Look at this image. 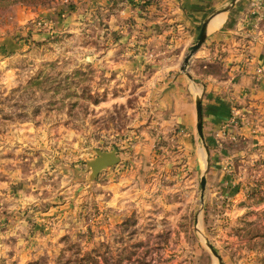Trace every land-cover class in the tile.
I'll return each mask as SVG.
<instances>
[{
  "label": "rangeland",
  "instance_id": "374dc122",
  "mask_svg": "<svg viewBox=\"0 0 264 264\" xmlns=\"http://www.w3.org/2000/svg\"><path fill=\"white\" fill-rule=\"evenodd\" d=\"M167 10L0 0V264H219L208 243L222 264H264V106H235L189 146L154 62L183 24ZM150 17L164 49L143 43ZM113 149L120 163L90 179Z\"/></svg>",
  "mask_w": 264,
  "mask_h": 264
},
{
  "label": "crops",
  "instance_id": "0c3cea01",
  "mask_svg": "<svg viewBox=\"0 0 264 264\" xmlns=\"http://www.w3.org/2000/svg\"><path fill=\"white\" fill-rule=\"evenodd\" d=\"M163 2L168 6L167 14H163L167 21L173 20L183 24L176 28L178 33L176 42L170 48H165L164 54L160 49L155 51L158 58L154 62H159L164 67L161 100H168L169 112L176 111L171 115L174 116V124L177 127L183 128L187 133L194 128L191 134L184 137L187 142L191 139L188 144L191 146L192 140H195L197 127L195 101L203 91V133L206 137H210L213 131L216 132L227 124L235 106L242 108L258 105L257 109H260L261 105L264 106V100H260L264 98V74L263 77H259L256 72L257 68L264 72V35L254 24L257 17L259 18L258 8L260 5L264 6V0H237L229 10L226 8L231 4V0H163ZM161 9L158 11L162 13ZM154 18L150 17L147 20V23L150 20L149 23L145 24L150 28L145 32L147 39L143 43L150 51L152 48L161 47L159 44L156 46L155 41L159 42L161 39L165 25L163 20ZM206 20H209L208 36L191 59L189 73L193 80H190L181 71L183 58L196 41ZM173 29L174 27L171 28ZM215 63L223 66L221 76L206 75L201 78L203 76L199 71L201 66ZM198 72L200 74H197ZM123 187L125 189H119L121 188L119 185L111 191L114 204L120 197H125L127 195L125 191L131 188L128 184ZM125 209L126 205H123L114 210L124 212Z\"/></svg>",
  "mask_w": 264,
  "mask_h": 264
},
{
  "label": "water",
  "instance_id": "95a60500",
  "mask_svg": "<svg viewBox=\"0 0 264 264\" xmlns=\"http://www.w3.org/2000/svg\"><path fill=\"white\" fill-rule=\"evenodd\" d=\"M237 0H231V4L226 8V10H229ZM209 20H206L199 31V34L196 38V41L189 47L188 52L184 56V60L181 66L182 72L190 79H192L191 74L189 73V65L191 62L192 57L195 55V53L200 49V47L204 44L205 40L207 39L208 33H207V26H208ZM204 96V91L200 96L196 97L195 105H196V113H197V131L200 136V138L203 140V115H202V97ZM121 161L120 157L117 154V150L113 149L111 151H97V157L89 162H87L88 169L90 172V179H95L97 175L110 168L114 167L117 164H119ZM205 190V178H202L201 181V192L203 194ZM208 248L212 252V254L218 258L219 264H222L221 258L217 254L216 250L213 248V246L208 243Z\"/></svg>",
  "mask_w": 264,
  "mask_h": 264
},
{
  "label": "trees",
  "instance_id": "16d2710c",
  "mask_svg": "<svg viewBox=\"0 0 264 264\" xmlns=\"http://www.w3.org/2000/svg\"><path fill=\"white\" fill-rule=\"evenodd\" d=\"M37 1H47V0H37ZM143 9L147 10L145 8V5L142 6ZM223 71V66L221 64L215 63V64H205L201 66V73L203 76L201 78H204L206 75H213L220 77ZM196 79H199L196 77Z\"/></svg>",
  "mask_w": 264,
  "mask_h": 264
}]
</instances>
